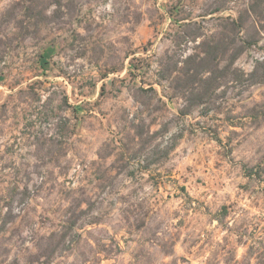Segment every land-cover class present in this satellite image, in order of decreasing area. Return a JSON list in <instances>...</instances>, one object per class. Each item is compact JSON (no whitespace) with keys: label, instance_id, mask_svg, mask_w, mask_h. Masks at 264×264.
Masks as SVG:
<instances>
[{"label":"rangeland","instance_id":"374dc122","mask_svg":"<svg viewBox=\"0 0 264 264\" xmlns=\"http://www.w3.org/2000/svg\"><path fill=\"white\" fill-rule=\"evenodd\" d=\"M18 1L0 0V264H264V111L250 113L264 108V83L231 86L208 115L176 118L182 97L148 114L121 77L133 55L155 66L168 48L194 51L168 36L177 0H62L58 12L39 0L38 21ZM194 1V14L211 2ZM55 43L44 74L37 59ZM257 58L264 30L236 64L248 72ZM143 141L176 146L141 170L132 155Z\"/></svg>","mask_w":264,"mask_h":264},{"label":"trees","instance_id":"16d2710c","mask_svg":"<svg viewBox=\"0 0 264 264\" xmlns=\"http://www.w3.org/2000/svg\"><path fill=\"white\" fill-rule=\"evenodd\" d=\"M53 1L57 4L54 12H58L61 10L62 0ZM196 2L177 0L167 4L171 30L168 36L171 37V42L174 47L183 50L193 44L194 51L185 54L168 48L157 57L155 66L152 63L141 65L140 57L133 55L125 74L121 77V80L127 82V86L133 90L135 100L140 103L139 107L147 109L148 114H153L156 108L167 105L169 100L182 97L186 103L179 108L176 118L184 120L196 113L208 115L219 99L228 93L231 86L264 83V58H257L254 67L248 72L236 64L246 51L260 44L264 30V0H248L247 4L236 7L235 14L223 13L234 8L230 6L229 0H211L208 7L203 3L201 5L203 11L194 14L193 9L198 5ZM38 3L39 0H22L16 2L13 8L20 5L25 17L33 20L36 18L38 21L39 14L43 12L36 10ZM165 18L166 15L162 14L161 22ZM210 21H214L213 25H210ZM56 44L54 47H45L37 59V65L44 74L52 68L48 51L55 49ZM135 53L134 51L133 54ZM123 69L124 66L113 67L101 77L107 78L110 72L118 73ZM61 72V75L69 76L65 71ZM149 75L153 78L151 81L146 79ZM138 78L140 83H137ZM43 83V80L37 79L29 84V88L34 90L39 98ZM108 85L107 81H103L100 92L102 96L108 90ZM93 86H96V83H93ZM42 105L50 108L46 103ZM69 106L77 114L82 108V105ZM263 111V107H253L250 113L251 116L257 117ZM147 124L149 125L144 115L139 117L137 122H133L137 136L144 135ZM168 127V124H164L154 132L149 131L150 137L165 133ZM175 136L176 134H172L173 140ZM145 145L143 141L140 150L132 155L133 158H137V166L141 170H149L154 162L167 157L169 151L176 146V142H172L169 149L162 152L158 151L156 145L150 151H146ZM259 173L260 170L256 167L249 169L251 177ZM227 215L228 207L224 205L218 220L223 222ZM49 261L45 260L44 263L48 264Z\"/></svg>","mask_w":264,"mask_h":264},{"label":"crops","instance_id":"0c3cea01","mask_svg":"<svg viewBox=\"0 0 264 264\" xmlns=\"http://www.w3.org/2000/svg\"><path fill=\"white\" fill-rule=\"evenodd\" d=\"M102 79H106V78H102ZM146 79H148V76L146 77ZM152 79H153V78L151 77V78L148 79V81H151ZM140 82H141V81H140V78H138L137 83H140ZM127 87H128V86H127ZM158 87H159V86H158ZM106 93H107V92H105V94H106ZM105 94H104V95H105ZM104 95H103V96H104ZM136 102L138 103V105L140 104L138 101H136Z\"/></svg>","mask_w":264,"mask_h":264}]
</instances>
